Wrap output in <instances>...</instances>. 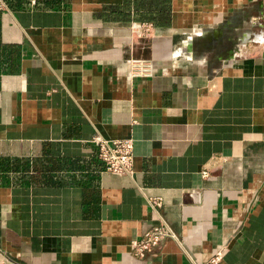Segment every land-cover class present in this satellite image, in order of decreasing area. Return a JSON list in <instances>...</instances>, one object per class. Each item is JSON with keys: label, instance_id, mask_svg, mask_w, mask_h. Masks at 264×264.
<instances>
[{"label": "crops", "instance_id": "1", "mask_svg": "<svg viewBox=\"0 0 264 264\" xmlns=\"http://www.w3.org/2000/svg\"><path fill=\"white\" fill-rule=\"evenodd\" d=\"M3 1L0 261L264 264V0Z\"/></svg>", "mask_w": 264, "mask_h": 264}, {"label": "built area", "instance_id": "2", "mask_svg": "<svg viewBox=\"0 0 264 264\" xmlns=\"http://www.w3.org/2000/svg\"><path fill=\"white\" fill-rule=\"evenodd\" d=\"M33 4L37 0H31ZM5 3L0 0V10L4 9ZM149 27L146 26L144 33L149 32ZM264 49V46H263ZM147 68L141 64L135 65L134 74H144L147 72ZM95 142L99 146V157L105 163L107 170L116 174L121 175H133L134 174V143L131 138L121 139V140H110L104 137H95ZM207 176V172L203 173ZM149 203L153 207H160L162 205L161 199H150ZM165 237L176 238V235L170 229L167 224H162L159 227L153 229V231L148 235L147 239L143 241H134L132 243L133 249L139 256H144L147 252H150L154 247H156L159 242ZM222 249H220L215 257L212 259L213 263H217L221 260ZM0 264H6L4 261H0Z\"/></svg>", "mask_w": 264, "mask_h": 264}]
</instances>
